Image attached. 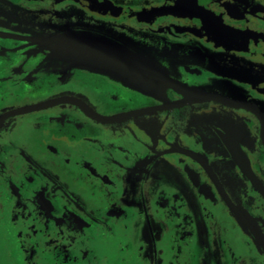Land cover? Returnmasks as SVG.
<instances>
[{
  "label": "flooded vegetation",
  "instance_id": "1",
  "mask_svg": "<svg viewBox=\"0 0 264 264\" xmlns=\"http://www.w3.org/2000/svg\"><path fill=\"white\" fill-rule=\"evenodd\" d=\"M75 35L161 92L61 60ZM0 264H264V0H0Z\"/></svg>",
  "mask_w": 264,
  "mask_h": 264
},
{
  "label": "water",
  "instance_id": "2",
  "mask_svg": "<svg viewBox=\"0 0 264 264\" xmlns=\"http://www.w3.org/2000/svg\"><path fill=\"white\" fill-rule=\"evenodd\" d=\"M58 44L54 48L55 54L77 68L104 75L147 94L161 92V82H164L161 72L111 40L95 35H75L59 39ZM209 98V94H184L185 102Z\"/></svg>",
  "mask_w": 264,
  "mask_h": 264
}]
</instances>
